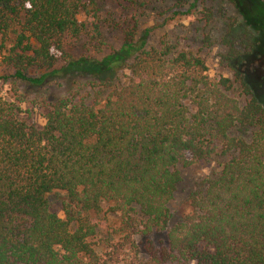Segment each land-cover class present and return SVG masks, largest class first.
Wrapping results in <instances>:
<instances>
[{
    "label": "trees",
    "instance_id": "16d2710c",
    "mask_svg": "<svg viewBox=\"0 0 264 264\" xmlns=\"http://www.w3.org/2000/svg\"><path fill=\"white\" fill-rule=\"evenodd\" d=\"M172 1L186 15L196 4ZM224 2L248 42L237 49L232 30L226 35L233 74L214 80L195 54L149 46L152 28L128 26L121 47L103 55L97 15L82 0H0V84L9 90L0 91V264L116 263L94 241L103 205L122 233L140 226L144 236L165 235L167 248L150 249L145 264H264V106L256 96L264 82L249 72L264 57V35L237 0ZM67 39L85 40L89 56L72 58ZM74 74L87 83L59 97L27 103L20 91ZM217 155L225 157L218 172L170 224L181 171Z\"/></svg>",
    "mask_w": 264,
    "mask_h": 264
},
{
    "label": "rangeland",
    "instance_id": "374dc122",
    "mask_svg": "<svg viewBox=\"0 0 264 264\" xmlns=\"http://www.w3.org/2000/svg\"><path fill=\"white\" fill-rule=\"evenodd\" d=\"M97 15V22L101 30V49L103 55L112 50L119 49L123 43V34L128 26L136 25L138 32L152 28L148 44L157 48L160 43H167L176 46L177 50L189 51L203 59L207 67V75L214 80L220 78H231L232 71L228 67L224 58L227 56L226 35L233 32V42L237 49H244L248 42L247 33L249 30L239 27L242 25L241 17L237 15L234 8L224 0H196L195 8L187 13V6L182 9L174 7L172 0H135L134 5H129L120 0H82ZM192 0H190L191 2ZM264 2V0H262ZM241 13L253 28H256L264 35V8L259 0H237ZM261 8V9H260ZM213 13V18L207 19L208 13ZM79 20L87 21V18L80 17ZM246 33V34H245ZM65 51L72 58L89 56L86 41L67 39ZM263 58L256 59L249 72L258 82H264ZM60 65V63H59ZM129 77L127 71L120 73V82L124 83ZM88 79H83L74 74L60 81H50L40 89H25L20 91L27 98V103L34 100L40 94L46 96L59 97L66 94L70 88H83ZM82 83V84H79ZM0 91L4 96H9L6 86H1ZM83 91L82 95L86 94ZM232 97L242 101L237 92ZM257 100L264 106V85L258 88ZM25 108V106H24ZM32 122L37 126H42L43 122L38 116V112L33 115ZM225 161V157L217 155L208 163H198L181 171V183L170 204L172 213L171 223L179 221L181 217L190 213L188 199L191 194L201 191L204 187V179L218 172L220 165ZM50 210L62 218L61 207L58 200L50 198ZM103 217L98 223V236L94 240L97 244V251L106 253L110 257H116V263L109 264H145L150 258V249L155 251L167 248V240L163 233H153L144 236L137 226L131 232L122 233V221L116 214L109 212L108 206L103 205ZM114 231V236L109 235ZM113 233V232H112ZM135 244L134 250L123 246L126 239ZM111 238L109 248L104 247L103 241ZM111 246V247H110ZM136 253V254H135Z\"/></svg>",
    "mask_w": 264,
    "mask_h": 264
}]
</instances>
